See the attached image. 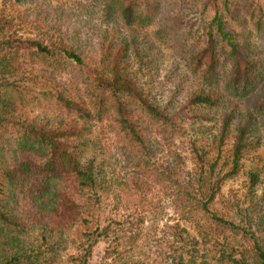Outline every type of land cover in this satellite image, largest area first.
<instances>
[{"label":"trees","instance_id":"obj_1","mask_svg":"<svg viewBox=\"0 0 264 264\" xmlns=\"http://www.w3.org/2000/svg\"><path fill=\"white\" fill-rule=\"evenodd\" d=\"M197 1L199 20L183 0H0V264H33L20 236L38 229L57 245L83 222L77 264H90L99 242L97 264H147L133 252L151 210V176L190 207L211 260L201 264H264V246L235 243L244 229L210 208L243 158L264 149V7L252 38L231 26L230 0ZM169 45V74L182 67L174 86L158 74ZM39 63L79 78L77 92L54 87L60 111L52 118L36 112ZM202 119L216 126L209 143L196 144L187 124ZM104 126L119 135L122 165L106 157ZM181 139L193 170L171 146ZM247 174L250 187L259 182L256 169ZM185 245L164 264H200Z\"/></svg>","mask_w":264,"mask_h":264},{"label":"rangeland","instance_id":"obj_2","mask_svg":"<svg viewBox=\"0 0 264 264\" xmlns=\"http://www.w3.org/2000/svg\"><path fill=\"white\" fill-rule=\"evenodd\" d=\"M183 1L185 6L191 9L192 13L189 16L195 15L197 20H199L202 16L199 14L200 10L197 9L198 1ZM259 5L264 7V0H230L228 4L229 12L226 16L231 26L242 34L250 32L253 38L256 35L254 18L257 16V7ZM211 14V11L207 12L209 17ZM169 46L163 47L164 56L161 60L162 64H160L158 74L165 81L171 80L170 86H174L177 80L175 73L182 71V67H179L172 75L169 74V71L172 70L176 63L175 52L173 50L175 48L171 45ZM69 71L70 69L64 67L59 72H52L44 69L42 64L39 63L37 69V76H39L37 79L38 83L34 84L32 92L34 101L37 104L36 112L41 118H52L60 111L54 103V87L63 84L69 87L71 85L74 86L72 90L77 92V87L75 86L79 78L76 75H72ZM167 72L169 74L167 76L168 80L163 78ZM184 87L187 89L186 82H184ZM79 92L85 96V90L82 85ZM179 93V97L182 98L184 96V89L182 87ZM164 94L167 95V92L165 91ZM215 126L213 122H210V119H202L193 124L188 123L186 137L194 139L197 142L196 144H201L202 142L203 144L209 143L210 131H213ZM93 130H95V134L98 128L95 126ZM100 136H102L101 138L106 149V157L112 155L111 159L119 158L120 164H124V157L115 147L121 144L119 135L114 134L112 128L104 126ZM231 136L230 134L225 148H229ZM182 139L171 146L186 159V167L193 170L196 159L193 158L191 150L188 144H186L187 139L185 141ZM158 161H161L160 156ZM242 163L243 167L240 173L235 178L224 181L216 197V201L210 204V208L215 213L228 219L230 218L240 228L244 229V236L236 235L234 241L240 246L249 249L254 240L264 246V149L259 148L254 153L248 154L243 158ZM250 168L256 169L260 176L259 182L253 187L249 186L247 174ZM123 172L129 173L128 169H122ZM152 178L154 177H149V181L153 186L151 190L152 195L147 200L150 201L151 210L145 218L146 221L140 225L141 238L134 248L133 258L144 259L147 264H164L168 257L181 251L179 249L186 243L180 240V235L175 234V232H179L182 235L181 237L185 238V241L194 240L191 242L193 246H190L188 243L183 247L184 254L188 253L189 255L191 253L190 250L194 249L193 252L197 254L195 257L197 262L200 264L202 260L203 262H211L209 258L204 257L206 251L203 248V238L198 235L197 223L191 218L190 207L183 205L176 198L171 197V192L173 191L170 190L169 192L163 183ZM133 198L135 196L131 195L127 197V200L124 201L123 199L122 205L125 202L131 205ZM129 207L132 208V206ZM119 208L120 214H127L130 211V209H125L124 206H119ZM84 225L85 222L81 223L76 230L73 229L71 232H66L64 234V241H60L57 245L54 241L43 242L38 229H34L25 236H20V240L17 242H19L21 250H25L26 254L32 256L33 264H77L75 256L78 252V246L86 240V233H88ZM226 234L228 233L226 232ZM196 240L198 241L197 244H195ZM205 241H207V237ZM102 247V242L94 246L90 264L98 263ZM197 249L199 251L196 252ZM38 254L39 256L34 257Z\"/></svg>","mask_w":264,"mask_h":264}]
</instances>
